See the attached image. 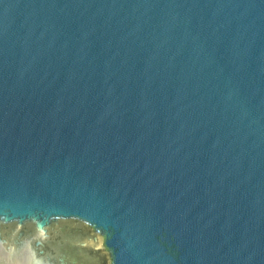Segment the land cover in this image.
<instances>
[{
    "label": "water",
    "instance_id": "95a60500",
    "mask_svg": "<svg viewBox=\"0 0 264 264\" xmlns=\"http://www.w3.org/2000/svg\"><path fill=\"white\" fill-rule=\"evenodd\" d=\"M0 264H264V0H0Z\"/></svg>",
    "mask_w": 264,
    "mask_h": 264
}]
</instances>
